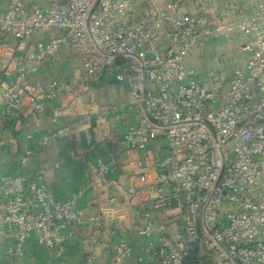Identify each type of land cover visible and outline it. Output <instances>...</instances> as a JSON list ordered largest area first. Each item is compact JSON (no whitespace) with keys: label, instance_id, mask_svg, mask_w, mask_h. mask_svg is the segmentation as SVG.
<instances>
[{"label":"built area","instance_id":"1","mask_svg":"<svg viewBox=\"0 0 264 264\" xmlns=\"http://www.w3.org/2000/svg\"><path fill=\"white\" fill-rule=\"evenodd\" d=\"M24 1L0 0V110L17 111L27 96L29 114L41 113L61 95L64 110L87 114L83 96L103 75L126 87L127 100L109 106L99 120L129 110L135 122L110 161L91 167L88 187L106 190L114 183L108 176L116 155L126 154L128 186L116 212L85 219L84 187L56 198L45 182L22 172L0 181V233L12 232L11 254L21 258L31 241L46 249L44 264H58L75 227L99 230L109 215L147 240L142 250L152 264H185L198 254L205 264H264V4L212 27L206 16L179 14L181 0H143L133 13L129 0H41L31 9ZM51 32L58 34L48 37ZM232 33L249 39L241 47L244 67L232 58L229 79L199 81L185 58ZM35 35L43 37L30 41ZM66 46L80 57L79 71L51 79L45 89L31 86L29 78ZM25 126L31 146L19 157L21 169L38 147L73 133L58 126L38 138ZM155 142L161 143L157 157ZM112 251L114 264H122L132 247L120 239Z\"/></svg>","mask_w":264,"mask_h":264},{"label":"crops","instance_id":"2","mask_svg":"<svg viewBox=\"0 0 264 264\" xmlns=\"http://www.w3.org/2000/svg\"><path fill=\"white\" fill-rule=\"evenodd\" d=\"M260 3L264 4V0H181L178 13L206 16L210 25L214 27L235 22L239 17L255 11ZM40 5H43L41 0L24 1V6L28 9ZM128 5L130 13L144 6L143 0H129ZM56 34L58 32L46 35L49 37ZM42 37L43 35H35L30 41ZM248 40L239 33L211 39L193 49L185 58L184 64L201 82L209 81L215 76L229 79L231 77L229 59H236L238 64L244 67L246 54L242 52L241 47ZM80 65L78 54L66 46L46 62L37 74L31 76L29 83L31 86L38 85L45 89L51 79H66L77 73ZM88 89L83 96L82 105H87L90 111L84 115L64 110L61 95L53 101L46 102L41 113L29 114L30 103L27 96L23 97L22 105L17 111L0 110V181L22 172L34 181L45 182L48 190L56 198L68 196L84 187L80 208L85 219L100 211L116 212L124 200L123 193L127 189L129 175L125 170L126 154L116 155V166L108 176V180L115 184H110L106 190L88 187L89 178L91 167L98 159L108 162L110 156L116 154L123 131L127 125L135 122L129 110L122 112L119 119H115L113 113L103 120L98 118L109 106L127 100L125 86L101 75L90 81ZM91 102L95 105L91 106ZM25 125H28L38 138L58 126L70 127L73 133L66 141L56 140L38 147L29 166L21 169L19 157L31 146L26 139ZM100 129L107 130L109 137L104 138ZM160 147V142L152 144L153 157L159 155L157 149ZM82 157L84 162L81 161ZM143 158L144 154H141L140 159ZM175 224L169 225V230L175 231ZM120 239L132 247V253L122 264H152V260L147 258L142 250L147 240L139 237L129 222L115 225L109 215H103L99 230L86 225L75 227L72 238L67 242L65 256L58 264H114L112 247ZM13 247L12 232L9 230L1 232L0 264H44L46 260V249L35 247L31 241L26 242L24 254L19 259L11 254ZM138 257L142 258L141 262L137 260ZM192 264H205V261L198 254Z\"/></svg>","mask_w":264,"mask_h":264},{"label":"trees","instance_id":"3","mask_svg":"<svg viewBox=\"0 0 264 264\" xmlns=\"http://www.w3.org/2000/svg\"><path fill=\"white\" fill-rule=\"evenodd\" d=\"M196 255H192L188 258L187 262L185 264H192L195 262Z\"/></svg>","mask_w":264,"mask_h":264}]
</instances>
